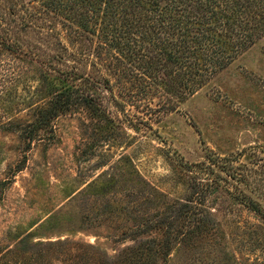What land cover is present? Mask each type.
<instances>
[{"label":"rangeland","instance_id":"1","mask_svg":"<svg viewBox=\"0 0 264 264\" xmlns=\"http://www.w3.org/2000/svg\"><path fill=\"white\" fill-rule=\"evenodd\" d=\"M43 69L0 54V258L21 239L58 238L113 258L131 238L160 237L155 228L127 233L195 190L215 230L157 263H264V220L237 195L264 212V36L175 110L146 116L126 107L146 124H129L102 91L113 130L74 107L29 141L18 127L34 122L49 99ZM111 82L120 97L115 76Z\"/></svg>","mask_w":264,"mask_h":264},{"label":"trees","instance_id":"2","mask_svg":"<svg viewBox=\"0 0 264 264\" xmlns=\"http://www.w3.org/2000/svg\"><path fill=\"white\" fill-rule=\"evenodd\" d=\"M263 36L264 0H0V54L44 68L49 99L34 122L18 127L29 141L34 130L74 107L86 108L113 130L114 119L103 113L102 91L120 112L173 111ZM112 76L120 97L113 94ZM124 113L132 126L147 123ZM194 194L127 233L155 228L162 230L160 237L131 238L113 258L68 238L21 239L0 264L166 262L175 246L192 250L215 230L211 212ZM237 195L264 220L258 202Z\"/></svg>","mask_w":264,"mask_h":264}]
</instances>
